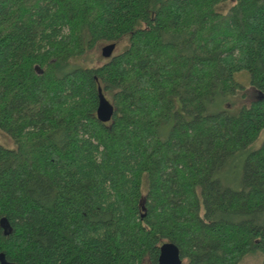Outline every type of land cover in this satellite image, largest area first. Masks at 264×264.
<instances>
[{
	"label": "trees",
	"instance_id": "1",
	"mask_svg": "<svg viewBox=\"0 0 264 264\" xmlns=\"http://www.w3.org/2000/svg\"><path fill=\"white\" fill-rule=\"evenodd\" d=\"M227 1L0 0L8 261L158 264L170 241L181 264L257 251L264 264V140L246 154L264 129V0ZM122 39L101 65L80 62ZM243 70L256 96L230 114ZM240 158L235 190L218 174Z\"/></svg>",
	"mask_w": 264,
	"mask_h": 264
},
{
	"label": "rangeland",
	"instance_id": "2",
	"mask_svg": "<svg viewBox=\"0 0 264 264\" xmlns=\"http://www.w3.org/2000/svg\"><path fill=\"white\" fill-rule=\"evenodd\" d=\"M233 0H228L219 6V10L222 12H226V10L230 7ZM127 44V39L120 40L114 49L113 54L119 52L121 49L125 47ZM106 44L97 45L92 51L89 52V56L86 60H81L80 62L88 67H95L101 65L107 58H104L101 55V47ZM234 79L239 82L243 88L238 90L234 95H231L226 102L225 106L226 111L230 114H235L239 111L240 105L249 104L252 99L255 98V92L251 89V85L249 82V73L246 70L236 72L234 74ZM219 109V108H218ZM223 108H221L222 110ZM264 140V129L260 132L257 139L252 142L247 149L248 151L254 150L258 148ZM0 144L4 147L13 148L14 143L13 140L4 132L0 130ZM240 162L235 161V163L231 164L229 170H222L218 174V178L224 186L230 187L232 189L238 190L242 187V172L244 165V158H240ZM143 189L146 188V182L144 180ZM263 261V254L259 251L257 252H249L246 254L240 264H261Z\"/></svg>",
	"mask_w": 264,
	"mask_h": 264
},
{
	"label": "water",
	"instance_id": "3",
	"mask_svg": "<svg viewBox=\"0 0 264 264\" xmlns=\"http://www.w3.org/2000/svg\"><path fill=\"white\" fill-rule=\"evenodd\" d=\"M116 43H108L101 47V55L104 58H109L112 56ZM35 68H38L37 66ZM97 107H96V117L99 121L105 123L112 119L114 114V106L110 100L107 99L102 91L100 85L97 87ZM0 226L3 228L4 233L8 234L10 232V225L5 217L0 219ZM182 258L180 255V250L170 241L163 242L159 247L158 264H181ZM0 264H19L16 262L8 261L4 253L0 252Z\"/></svg>",
	"mask_w": 264,
	"mask_h": 264
}]
</instances>
